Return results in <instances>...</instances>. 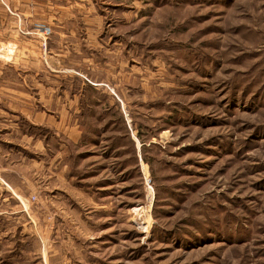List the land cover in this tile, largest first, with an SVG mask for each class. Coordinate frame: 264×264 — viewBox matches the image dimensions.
I'll use <instances>...</instances> for the list:
<instances>
[{"label": "rangeland", "instance_id": "1", "mask_svg": "<svg viewBox=\"0 0 264 264\" xmlns=\"http://www.w3.org/2000/svg\"><path fill=\"white\" fill-rule=\"evenodd\" d=\"M40 5L0 4V264H264V0Z\"/></svg>", "mask_w": 264, "mask_h": 264}, {"label": "crops", "instance_id": "2", "mask_svg": "<svg viewBox=\"0 0 264 264\" xmlns=\"http://www.w3.org/2000/svg\"><path fill=\"white\" fill-rule=\"evenodd\" d=\"M11 3L19 10L15 14L17 18L12 17V20H35L33 10L37 9L38 6H42L40 5V0H0V4H3L5 6ZM3 8L0 7V20L7 19V16L4 17L3 15ZM6 8H8V6Z\"/></svg>", "mask_w": 264, "mask_h": 264}, {"label": "built area", "instance_id": "3", "mask_svg": "<svg viewBox=\"0 0 264 264\" xmlns=\"http://www.w3.org/2000/svg\"><path fill=\"white\" fill-rule=\"evenodd\" d=\"M42 29L44 30V33H45V34H49L50 30H49L48 28H46V27H42Z\"/></svg>", "mask_w": 264, "mask_h": 264}]
</instances>
